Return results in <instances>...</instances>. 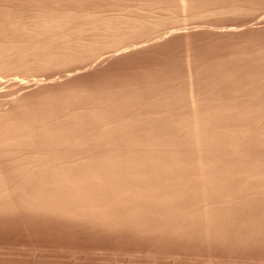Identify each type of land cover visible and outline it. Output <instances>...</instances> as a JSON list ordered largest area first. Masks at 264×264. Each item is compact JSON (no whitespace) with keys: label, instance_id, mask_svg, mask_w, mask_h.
I'll return each instance as SVG.
<instances>
[{"label":"bare ground","instance_id":"bare-ground-1","mask_svg":"<svg viewBox=\"0 0 264 264\" xmlns=\"http://www.w3.org/2000/svg\"><path fill=\"white\" fill-rule=\"evenodd\" d=\"M253 20L264 0H0V216L228 235L264 201V42L238 40ZM189 26L250 32L210 60L187 34L168 80L82 78Z\"/></svg>","mask_w":264,"mask_h":264},{"label":"rangeland","instance_id":"rangeland-1","mask_svg":"<svg viewBox=\"0 0 264 264\" xmlns=\"http://www.w3.org/2000/svg\"><path fill=\"white\" fill-rule=\"evenodd\" d=\"M236 22L238 21H232V19H228L225 20L224 23L231 24ZM248 25L250 26L249 29L254 33L248 31V29H246L244 33L250 32L249 35H252L251 38H247V33L246 36H244V33L243 36L242 33H240L241 35L238 34L235 37H229L231 40L227 36L218 37L207 33L205 29L207 28L206 26H203L204 28L199 26L198 29H193L189 26L190 28L187 27L186 29L183 28V30L180 29V33L175 36L169 37V34H167L168 36L164 35L165 40L150 45L126 57L108 60L98 66H90L80 70L81 72L83 71L81 75H84L82 77L84 80L89 75L90 78H87L86 81L99 83L104 82L103 80L108 78L109 75L110 77L114 76L115 81H118L117 78L115 79L118 74H129L131 76L133 75L132 77L144 78L147 75L152 74L156 70L157 65H161L160 73L163 78L168 80L171 77L168 76L171 74L169 72H172L173 67L175 68L176 65H179L181 72L186 71L183 60L186 51L183 50H186L187 34L189 35V42H191V45L195 43V46L194 44L193 46L197 48L204 58L206 57L205 59L210 60L217 55L222 54L221 52L230 53L234 52V49L235 51L236 49L238 50V47L234 44V41H236L241 36L242 38L246 37L248 40H244L245 38L238 40L245 42V45L247 46H250L251 41L253 42V38L256 36L257 38H255L256 40L254 42H258L259 39L260 41L264 42V35L262 36V34H264V22L253 20ZM187 29H189V32ZM255 34L257 35L253 36ZM246 41H249V43ZM225 42L227 45L231 46H225ZM197 43H199V46H197ZM229 47H231V49ZM219 48L222 49L220 50ZM226 49H229V51ZM204 50L206 52H204ZM210 53L212 57L210 56ZM149 63L150 66L153 65L151 67L152 69L150 68L152 71L149 69ZM102 64L104 66H102ZM126 66H128V68H126ZM146 66L148 67L146 68ZM129 67H131V69ZM182 67H185L183 68L184 70ZM161 68L163 69L161 70ZM118 70H120V72ZM58 72L60 73L57 74V76L63 75L62 73H64V75L67 73L65 70H60ZM107 72L108 74H106ZM136 72H138V74ZM59 79L66 80L67 77L63 76ZM1 217L5 219H2ZM11 217L0 216V222L5 221L2 222L3 225L0 223V264L2 262L4 264H41V262L42 264H264V201L254 203L252 206L239 210V212L234 216L235 221H233L230 226V233L225 236L211 235V239L207 236H204L199 227H191L183 233L174 234L168 232L160 233L152 230H138L133 228H98L96 226L91 227L92 225L88 224H83L82 226V223L77 222H73V224H71V222L69 225V221L56 219L52 220L50 218L37 216H20L19 218V216L12 215ZM13 217L15 218L13 219ZM25 218H28V220ZM17 219L20 220H18L20 223L17 222ZM238 221L241 223L239 224ZM80 224L81 228H79ZM41 225L43 226L41 227ZM54 229L55 231H53ZM62 230H65V232ZM103 230L104 232H102ZM95 231L98 236L95 234ZM70 232L74 233L71 234ZM101 235L107 236L101 237ZM113 235L115 236L114 238ZM118 235L120 238L117 237ZM110 236L112 238H107ZM134 239L138 240L140 243ZM6 260H8V262Z\"/></svg>","mask_w":264,"mask_h":264}]
</instances>
